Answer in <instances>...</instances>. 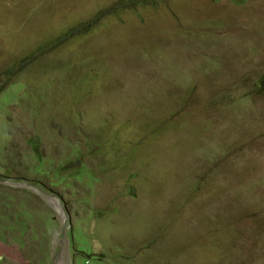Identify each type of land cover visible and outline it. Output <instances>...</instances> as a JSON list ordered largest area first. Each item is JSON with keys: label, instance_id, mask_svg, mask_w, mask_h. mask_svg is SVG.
Returning a JSON list of instances; mask_svg holds the SVG:
<instances>
[{"label": "rangeland", "instance_id": "rangeland-1", "mask_svg": "<svg viewBox=\"0 0 264 264\" xmlns=\"http://www.w3.org/2000/svg\"><path fill=\"white\" fill-rule=\"evenodd\" d=\"M0 264H264V0H0Z\"/></svg>", "mask_w": 264, "mask_h": 264}, {"label": "bare ground", "instance_id": "bare-ground-1", "mask_svg": "<svg viewBox=\"0 0 264 264\" xmlns=\"http://www.w3.org/2000/svg\"><path fill=\"white\" fill-rule=\"evenodd\" d=\"M10 254H13L11 256L18 257V253L14 249H7Z\"/></svg>", "mask_w": 264, "mask_h": 264}, {"label": "trees", "instance_id": "trees-1", "mask_svg": "<svg viewBox=\"0 0 264 264\" xmlns=\"http://www.w3.org/2000/svg\"><path fill=\"white\" fill-rule=\"evenodd\" d=\"M13 72H14V69H10V70H7L5 73V75L8 77V78H10L11 76H12V74H13Z\"/></svg>", "mask_w": 264, "mask_h": 264}]
</instances>
